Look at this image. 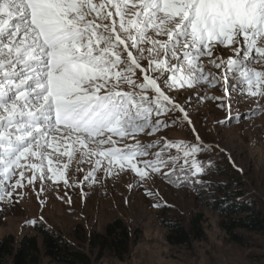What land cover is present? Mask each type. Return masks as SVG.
I'll use <instances>...</instances> for the list:
<instances>
[{"label": "snow or ice", "instance_id": "1", "mask_svg": "<svg viewBox=\"0 0 264 264\" xmlns=\"http://www.w3.org/2000/svg\"><path fill=\"white\" fill-rule=\"evenodd\" d=\"M234 93L264 97V0H0V204L73 166L81 187L125 170L210 187L192 113L212 100L218 123L246 118ZM170 124L194 142L163 139Z\"/></svg>", "mask_w": 264, "mask_h": 264}, {"label": "rangeland", "instance_id": "2", "mask_svg": "<svg viewBox=\"0 0 264 264\" xmlns=\"http://www.w3.org/2000/svg\"><path fill=\"white\" fill-rule=\"evenodd\" d=\"M188 94L184 92L181 98ZM208 95L222 96L225 93L216 87ZM192 104L196 105L195 99ZM236 112L251 114L239 120L218 123L225 119L226 112L215 102L207 100L194 107L192 117L196 128L209 145V150L197 156L205 167L204 174L197 179L206 184L221 185L225 188L223 191L230 194L240 191L245 198L258 196L261 201L256 206L264 213V97L234 93L232 114ZM160 135L175 143L195 140V134L186 124H170ZM141 139L148 142L155 138ZM173 155L177 153L173 151ZM179 156L175 164L178 174L184 163L182 153ZM209 157L210 164L207 162ZM74 173L73 166L67 177L68 184L61 181L57 185L52 181L41 191L37 182L35 187L19 190L22 198L18 202L0 204V241L11 237L17 246L22 236H34L40 251L36 264H63L44 255L41 235L31 224H26V221L35 219L54 231L72 249L90 258L89 263L75 264H264V232L236 229L243 235L244 243L234 242L223 229L225 215L207 205L206 200L221 191L214 192L208 187L176 182L175 179L169 181L161 176L146 184H138L137 177L127 170L119 175L114 172L103 186H93L89 181L81 187L78 181L86 175V170L75 175L77 182L73 185ZM98 175L103 178L102 172ZM149 190L155 195H147ZM157 203L160 206L154 207ZM116 217L131 230L139 227V238L123 260L109 251L97 260V249L88 247L87 237L90 232L104 233L105 226ZM162 219L180 222L189 230L192 220L197 219L202 235L191 238L185 245L171 244L166 239L168 230L160 223ZM10 260L11 257H6L0 264Z\"/></svg>", "mask_w": 264, "mask_h": 264}, {"label": "trees", "instance_id": "3", "mask_svg": "<svg viewBox=\"0 0 264 264\" xmlns=\"http://www.w3.org/2000/svg\"><path fill=\"white\" fill-rule=\"evenodd\" d=\"M208 184V183H207ZM210 185L214 192L221 191L216 197L206 200L207 205L223 213L226 217L223 229L234 242L244 243V237L236 229H245L250 232H264V213L256 205L261 201L258 196L245 198L242 192L234 194L223 191L225 188L218 185ZM162 226L168 230L166 239L171 244L185 245L191 238H199L202 231L199 220H192L190 230L177 221L160 220ZM34 230L42 237L44 255L51 261L63 264H75L76 262L89 263V256L81 251L72 249L54 231L42 223H36ZM140 228L130 229L121 218H114L104 229V233L90 232L87 237L88 247L97 249L96 259L103 257L105 251H109L116 258L123 260L130 251V246L139 238ZM40 251L34 236H22L17 246L11 237L0 241V261L6 257L11 260L6 264H36L40 258Z\"/></svg>", "mask_w": 264, "mask_h": 264}]
</instances>
